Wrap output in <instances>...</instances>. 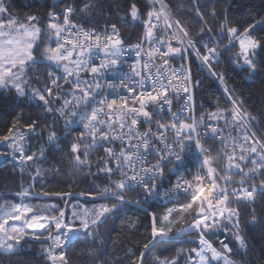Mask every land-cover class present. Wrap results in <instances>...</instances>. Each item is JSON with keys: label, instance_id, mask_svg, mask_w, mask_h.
<instances>
[{"label": "snow or ice", "instance_id": "snow-or-ice-1", "mask_svg": "<svg viewBox=\"0 0 264 264\" xmlns=\"http://www.w3.org/2000/svg\"><path fill=\"white\" fill-rule=\"evenodd\" d=\"M147 3V20L143 22L146 29L144 38L141 43L130 47L142 50L146 40L150 45L145 54L148 59L143 62L140 70L131 66V75L121 76L123 65L120 56L124 48L115 23L110 25L111 31L102 36L74 23L70 19L74 9L69 6L64 9L62 16L50 11L45 30L39 26L36 15L21 20L13 15L6 0H0V89L14 91L20 99L39 101L38 106L43 108L45 113L58 114L65 120L66 127L82 125L84 131L70 145V158L78 170H86L89 174L95 163L97 173H104L109 183L103 188H98L95 193L82 192L80 195L112 201L100 203L92 209L73 211L72 216L79 220L78 226L74 222L66 221L65 210L58 209L56 205L51 207L57 210L58 214L49 216L43 212L37 213L31 205L23 202L0 204V250L12 252L15 245H19L26 236H31L33 239L51 242L45 249L50 264H68L65 245L79 240L81 230L88 236H93L89 231L90 227L96 226L98 229L119 207L132 202L127 194L135 192L145 200L158 197L160 193L156 182L165 179V169L169 165H172L170 172L177 177L171 192L176 197L181 193L185 194L184 199L188 202L180 203L179 199L174 200L168 191L164 193L169 196V200H174L176 206L167 208L166 213L159 218L155 213L150 214L151 240L144 245L145 252L149 249V244L170 241L175 224L186 222L185 214L190 221L187 228L182 227L174 235L191 236L195 233L199 244V247L189 250L187 264H235L229 255L232 252L229 244L221 240L222 250L218 249L207 235L210 231L214 232L220 228L225 231L235 229L234 239L240 249L246 250V240L240 234L239 208L233 206V201L237 205H254L257 199L264 200V135H258L256 117L243 110V101L229 95L231 107L217 109V112L210 114L211 119H223L228 129V135L224 136L223 129L218 131L216 127L212 128V138L219 139L222 145L213 155V149L202 143L204 137L198 125L203 122V117L197 121L194 116H189L190 122H185L181 115L172 111L173 98H178L181 91L187 93L185 106L181 111L191 110L192 105L188 103L193 100L190 91V70L185 69L183 65L179 71L172 69L170 60L165 57L174 59L179 56L184 59L186 54L194 53L210 68V60L220 53L207 45H204L207 54L202 53L196 42L189 38V33L181 22L170 18L169 5L165 0H147ZM92 7L90 0H86L80 11L88 12ZM195 11L203 20L198 7ZM140 15L137 4L131 3L126 16L121 19L130 16L136 21L140 19ZM161 20L164 35L156 36L154 29L159 27L158 22ZM206 23L205 21V25ZM257 23L264 25V20ZM174 25L178 32L168 31L173 29ZM254 27V24L250 25L243 32L236 27L225 25H221L220 29L221 32L226 31L229 34L230 44L233 39L238 41L239 51L236 56L238 59L242 58L244 65L252 72H255L257 67L254 58L264 51V40L251 34ZM73 29L76 31L73 32ZM203 31L204 28H201V32ZM44 35L48 36L49 43L43 49V60L62 70V74L57 75L49 71L48 84L40 89L30 85L29 72L39 63L34 50H38L39 41ZM169 37L176 39L179 46H173ZM154 44L157 46H152ZM189 48L192 53H188ZM36 71L38 74V70ZM82 74L90 76L91 80L82 78ZM109 75L120 79L119 87L125 89L126 94L120 93L118 98L105 95V89L115 90L117 87L112 83H101V80ZM61 81L71 85L67 96H61L60 91H55L63 89ZM174 81L181 83L176 84ZM170 90L173 97L169 96ZM225 91L227 92V89ZM58 101L62 102L59 107L54 108L53 104ZM165 105L168 106L167 109ZM165 111L171 114L167 123L162 117L156 119ZM20 119L22 116L16 123H19ZM37 123L33 121L25 127L32 132ZM153 124L156 126L155 131L152 130ZM142 126L146 128L145 131L139 130ZM231 129H235L238 135H233ZM261 131L264 132V129ZM170 132L173 143L169 142ZM24 139V134L17 138L10 129L8 135L0 137V143L10 141L7 146L11 147L14 153H19L20 161L27 163L34 161L36 154H26L21 143ZM48 141L59 147L60 141L54 130L49 131ZM97 149H102L104 155L97 156L93 161L91 153ZM39 156L44 157V149L40 150ZM149 157H155L156 162L151 163ZM13 158H16L15 155ZM193 160L195 164L192 163ZM192 167H196V171L192 179L188 180L184 178V173ZM42 174L41 168L37 166L33 178ZM117 176L118 179L114 178ZM17 195L25 197L29 192L25 189ZM41 195L71 197L73 193L43 192ZM135 202L141 203L140 199ZM252 220L255 222V216ZM9 221H22V224L12 226ZM26 229H32V232L29 233ZM10 241L14 244L9 243ZM56 249L61 251L57 252ZM145 252L140 253L141 264H144ZM179 254L172 259L159 256L154 259L157 264H178Z\"/></svg>", "mask_w": 264, "mask_h": 264}, {"label": "trees", "instance_id": "trees-1", "mask_svg": "<svg viewBox=\"0 0 264 264\" xmlns=\"http://www.w3.org/2000/svg\"><path fill=\"white\" fill-rule=\"evenodd\" d=\"M6 2L10 5L13 15L21 20L36 15L40 25H47L50 11L59 13L64 7L71 6L78 19L105 24L109 27L115 23L120 38L125 44H132L138 39L141 30L138 21L144 19L147 9L143 0H90L93 7L88 12L80 11L86 0H6ZM165 2L169 5L168 13L171 18L181 22V25L188 31L189 38L196 42L197 48L202 53L205 54L204 45L215 48L220 53L219 56L210 60V69L222 80L227 92L223 88V91L220 90L221 87L214 78L208 75L203 63L194 53L189 55L197 112L207 113L230 108L231 102L228 96L231 95L238 101H243V110L256 117L258 135H264L261 131L264 129V51L259 52L255 57L256 71L252 80L247 82L246 77L250 70H239L235 64L241 63V58L238 59L236 56L239 51L237 40L233 39L230 44L229 34L220 30L221 25H225V27H236L243 32L245 28L254 24L255 27L252 28L251 34L257 39L264 40V25L257 23L264 20V0H165ZM131 3H136L140 9V19L136 23H132L129 17L121 19L122 16H126ZM197 7L203 15V20L196 14L195 8ZM225 20H227L226 24ZM201 28H204L203 32ZM54 70L51 64L39 62L34 70L29 72L30 85L43 89L48 84L47 73ZM197 81H199L198 84ZM61 84H63V89L55 91H60L61 96H66L71 86L64 84L63 81ZM61 102H55L53 107H59ZM39 104V101L17 98L14 91L0 89V137L8 135L10 129L26 130L25 125L33 121L38 122L33 135L28 137V143L31 154L44 149L45 161L41 164L47 171L41 179L43 184L41 181L37 182L34 191L39 194L71 192L80 195L82 192L95 193L98 188L107 185L109 181L104 173H97L95 163L89 174L86 170L83 172L78 170L71 160L69 148L79 136V131L74 129L67 132L65 120L56 113H45L43 108L38 106ZM21 116L20 122L16 123ZM14 124L15 127H13ZM51 130H54L59 138V147L48 141V133ZM0 153L4 154L6 151L0 150ZM212 154L215 155V153ZM103 155L102 149L91 153L93 161L97 156ZM26 178L16 171L8 159L1 160L0 204L5 202L19 204L18 197L9 193H17L20 190V181L25 184ZM127 195L131 198V203L140 199L139 206L142 208L127 203L119 207L115 214L108 217L106 223L101 224L98 229L96 226L90 227L89 231L94 234L93 236H88L84 232L79 233V240L65 245L68 264H141L140 253L145 252L144 245L151 240L150 214L155 213L159 218L173 203H166L162 199L148 198L145 200L142 195L138 196L135 192ZM48 196L53 197L25 201L29 202L37 213L43 212L49 216L58 214V211L51 207L56 205L58 209L65 210L66 221L74 222L77 226L79 220L72 216L73 211L80 212L83 208L92 209L100 203L112 202L109 199L87 201L77 197L66 201L65 197ZM84 197L90 196L85 195ZM178 199L180 203L188 202L184 199V195H180ZM233 206L239 208L240 234L246 240V250L240 249L234 239L235 229L229 233L230 235L224 236L223 232L217 231L211 236L207 234L208 237L218 249H221L218 239L223 237L224 242L232 248L229 255L235 264H264V200L257 199L254 205L247 203L237 205L233 201ZM253 216L256 218L255 222L252 220ZM176 218L178 219V216ZM185 221L175 224L173 238L170 241L149 244V249L145 252L144 264H157L154 257L172 259L177 257L178 253H180L178 264H187L186 258L190 255L189 250L197 247L195 243H190L187 239L193 238L196 234L183 235L180 240L174 237V234L182 227L188 226L190 221L187 214H185ZM48 246L47 241L36 242L23 239L19 245H15L11 254L0 250V264H50L45 252ZM59 251L61 249H58Z\"/></svg>", "mask_w": 264, "mask_h": 264}, {"label": "built area", "instance_id": "built-area-1", "mask_svg": "<svg viewBox=\"0 0 264 264\" xmlns=\"http://www.w3.org/2000/svg\"><path fill=\"white\" fill-rule=\"evenodd\" d=\"M143 1L145 2L146 6L148 8L149 5L147 3V0H143ZM156 7L158 9L159 5L157 4ZM65 8L66 7H64L62 9V11L59 12V14H61V16H62L63 11H64ZM74 17H75V19H74ZM170 18H171V16H170ZM70 19L74 23H76L78 25H81L84 29L92 30L95 33L101 34L102 36L111 31V28L109 26L105 25V24L91 22V21L84 20V19L81 20V19L76 18L74 12H73L72 16L70 17ZM146 20H147V13L145 14V17H144L143 20L138 21L140 26H141L140 35H139L138 39L135 42H133L132 44L123 43L124 51L121 53V56H120V60L122 61V65H123V72L121 73V76L126 75V74L127 75H131V73H132V67L131 66H136L137 70H140L143 62L148 59L145 54L149 50L150 45L148 44V42L146 40L143 43L142 50L134 49V48L130 47L132 45H136L138 43H141L142 39L144 38V34H145L146 29L144 27V23L143 22L146 21ZM61 23H62V19H61ZM158 23H159V27L154 29V34L156 36H163L164 35L163 21L161 20ZM72 31L75 32L76 30L73 29ZM168 31H170V32L171 31L178 32V29H176V27L174 25L173 29L168 30ZM169 39H171V43H172L173 46H179L177 44L176 39L172 40L171 37H169ZM152 46H157V45L154 44ZM185 47H187L186 44H185ZM164 50L166 51L167 48L165 47ZM204 51H205V54H207L205 48H204ZM137 52H139V55H137ZM190 52H192V50L189 48L188 49V53H190ZM101 55H102V53H101ZM165 59H169L170 60L171 67L174 70L179 71L181 69L182 65L184 66L185 69H189L190 70V67H189V55L188 54H186L184 59H181L179 56L175 57L174 59H171L169 57H165ZM138 61H139V63H137ZM95 63H99V61H95ZM157 64H159V61H157ZM153 71H154V69H153ZM53 72L56 73L57 75L62 74V70H58V69H55ZM82 78L91 80V77L87 76L85 74H82ZM190 79H191V72H190ZM125 82L127 83V81H125ZM101 83H112V84L117 86L115 90L112 89V88H107V89L104 90L105 91V95L109 96L110 98H118L120 93H125L126 94V90L119 87V85H120V79L119 78H116V77H113V76L109 75L106 79H102ZM165 83H167V77H165ZM173 83L179 84V83H181V81H174ZM220 90L223 91L222 88ZM137 91H139V88H137ZM190 91H191V94L193 96V100L191 102H188V103H190L192 105L191 110L190 111H183V112L181 111V109L185 106V96L187 95V93H183L181 91L178 98H173L172 111L177 113V114H179V115H181L185 119V122H190L188 120L189 116H194L197 119V121H199L200 118L203 117V122L199 123V125H198L200 133L204 137L202 139V143H204L207 146L211 147L213 149V153L216 154V152L222 147V145H221L219 139L212 138V128L216 127L218 131L223 129L224 131L222 132V135H224V136L228 135V129H227L223 119H211L210 118V114L214 113V112H217V110L216 111H209L207 113H198L197 112V108H196V102H195V96H194V90H193L192 82H191V86H190ZM69 92H70V90H69ZM69 92H68L67 95H69ZM169 96L173 97V92L171 90L169 91ZM167 107L168 106L165 105V109H167ZM161 117L163 118L164 122L167 123L171 119V114L168 113L167 111H165V112H162L160 114V116H157L156 119H160ZM65 128H66L67 132H70V131H72L74 129L76 131L78 130L79 133L84 131L83 126L80 125V124H74V125H71V126H68V127L65 126ZM139 130L140 131H145L146 128L142 126V127H140ZM152 130L153 131L156 130L155 124L152 125ZM231 131H232L233 135H238V133H237V131L235 129H231ZM205 133H207L206 136H205ZM169 142L170 143L174 142V139H173V136H172L171 132L169 133ZM186 155H187V153H186ZM149 161L151 163H155L156 159H155V157H149ZM192 163L195 164L196 162L193 160ZM171 167H172V165H169L168 168L165 169V179L163 181H157L156 182L157 185H158V189L157 190L160 193V195L158 197H149V199H151V200H160V199H162L166 203H174V200L177 199L175 194L171 192V189H172L173 185L176 183V180H177V177L170 172ZM197 167H198V165H197ZM195 171H196V167H192L190 171H185L184 178H186L188 180H191L192 179V175H193V173H195ZM204 171H206V169ZM169 180H171V183H169ZM166 191L169 192V195L174 197V200H169V196H165L164 195V193ZM180 195H185V194L181 193ZM86 198H90L91 199L92 197H86ZM128 204H130L132 206H136V207L138 206V205H136L137 204L136 202L128 203ZM140 208H142V207H140ZM17 222L19 223V225L22 224V221H17ZM26 231L29 232V233L32 232L29 229H26Z\"/></svg>", "mask_w": 264, "mask_h": 264}, {"label": "rangeland", "instance_id": "rangeland-1", "mask_svg": "<svg viewBox=\"0 0 264 264\" xmlns=\"http://www.w3.org/2000/svg\"><path fill=\"white\" fill-rule=\"evenodd\" d=\"M33 23H35V21ZM40 24H39V26L42 29H45V30L47 29V25L46 24L45 25H40ZM172 40H174V39H172ZM48 43H49L48 36L47 35L42 36L41 39H40V41H39L38 50H34L38 62H41V63H49L47 61H44L43 60V57H42L43 49H44L45 45L48 44ZM53 46H55L54 43H53ZM237 47H238V50H239L238 41H237ZM52 66L54 67V69H57L55 65H52ZM203 67L206 70V72L208 73V75L210 77L214 78L216 80L217 84L221 88H223V90H225L226 87H225L224 83L222 82V80L218 76L213 75V72L211 71V69L209 68V66L203 64ZM12 131L16 134L17 138L19 137L20 134H24L25 139L23 141H21V143L23 144V146L25 148L26 154H31L30 153L31 149H30L29 143H28V137L31 136V135H33V131L32 132H29L27 129L26 130H22V129H18V128H14V129H12ZM7 143H10V141L9 142H5V143H0V150L6 151V153H4V154L3 153H0V161L1 160H4V159H8L10 161L11 165H13L16 168V171L19 174H22V176H26L27 177L26 178L27 182L25 184L22 181H20V190L17 193H9V194H14L16 197H18V199H19V202L18 203L23 202V203L29 204V205H30V203L29 202H26L25 200H33V199H41V198L53 197V196H44V195H41V194L37 193L36 191H34L35 190L34 187H35V185H36L37 182L41 181V184H43V180H41V179L44 176V172L47 171V169L43 167V164H41L42 162L45 161L44 160V157H40L39 156V153H40V150L41 149L38 150L35 153L36 154V159L34 161H29L27 163H24V162H22V161L19 160V153H14L13 152V149L11 147H8L7 146ZM14 155L16 157L15 159L13 158ZM37 166H39L41 168L43 174L41 176H39V177L33 178L35 176V170H36V167ZM21 169H24V171L22 172ZM25 189H27L28 192H29V195L28 196L21 197V196L17 195L18 193L24 191ZM64 197H65L66 201L68 199L72 198V197H77L79 199H84V200H87V201L102 200V199H99V198H97V199L91 198L90 199V198H86V197L81 196V195H78V194H73L71 197H67V196H64ZM177 199H178V197H177ZM10 204L11 203H9V205ZM136 205H138L137 207L140 208L139 204H136ZM174 206H176L175 203H173V205L171 207H169V208H172ZM165 213H166V211L163 212V215ZM9 225H12V226H20L17 221H9ZM217 231L223 232L224 236L230 235L229 233H231V231H225L223 228H220V229H218V230H216L214 232L213 231H210L208 234H210V236H211L213 233H216ZM82 232H83V230H81L80 233H82ZM182 236L177 237V240L182 239ZM174 237L176 238V236H174ZM24 239L25 240H28V241H36V242L37 241H40V242L41 241H47V243L49 244V246L51 244V242L48 241V240H45V239L37 240V239H33L31 236H26ZM221 240L224 241L225 239L223 237L220 238V239H218L219 243L221 242ZM187 241H189L190 243H195L197 245V247H199V244H198V236L197 235L194 236L193 238L187 239ZM9 243H13L14 244V242H12V241H10ZM220 248L222 250L221 243H220ZM56 251L58 252V249H56ZM1 252L6 253V254L13 253V251L12 252H7V251H4V250H1ZM193 255H194V253H193Z\"/></svg>", "mask_w": 264, "mask_h": 264}, {"label": "water", "instance_id": "water-1", "mask_svg": "<svg viewBox=\"0 0 264 264\" xmlns=\"http://www.w3.org/2000/svg\"><path fill=\"white\" fill-rule=\"evenodd\" d=\"M129 19H130V21L132 22V23H136L137 22V20L136 21H133L132 19H131V17L129 16ZM255 59V58H254ZM236 64V66H237V68L239 69V70H241V69H248L247 68V66L246 65H244V63H243V59L241 58V63L240 64H237V63H235ZM254 75V72H252L251 70L249 71V73H248V76L246 77V81L247 82H250L251 80H252V76Z\"/></svg>", "mask_w": 264, "mask_h": 264}, {"label": "bare ground", "instance_id": "bare-ground-1", "mask_svg": "<svg viewBox=\"0 0 264 264\" xmlns=\"http://www.w3.org/2000/svg\"><path fill=\"white\" fill-rule=\"evenodd\" d=\"M29 230L32 231V229H29ZM39 231H42V230H38V232H39Z\"/></svg>", "mask_w": 264, "mask_h": 264}]
</instances>
